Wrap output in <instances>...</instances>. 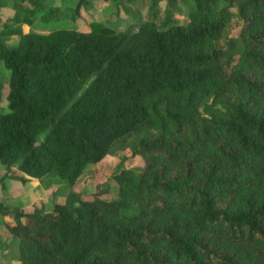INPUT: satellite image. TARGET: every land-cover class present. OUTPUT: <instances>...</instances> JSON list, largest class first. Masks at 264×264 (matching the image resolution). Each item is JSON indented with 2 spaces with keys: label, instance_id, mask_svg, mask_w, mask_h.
<instances>
[{
  "label": "trees",
  "instance_id": "16d2710c",
  "mask_svg": "<svg viewBox=\"0 0 264 264\" xmlns=\"http://www.w3.org/2000/svg\"><path fill=\"white\" fill-rule=\"evenodd\" d=\"M7 1L0 184L24 181L14 166L69 187L50 212L15 209L18 264H264V0H180L185 23L48 33L24 31L43 0ZM233 8L242 26L221 47ZM138 134L142 163L114 175L115 193L74 190Z\"/></svg>",
  "mask_w": 264,
  "mask_h": 264
},
{
  "label": "rangeland",
  "instance_id": "374dc122",
  "mask_svg": "<svg viewBox=\"0 0 264 264\" xmlns=\"http://www.w3.org/2000/svg\"><path fill=\"white\" fill-rule=\"evenodd\" d=\"M10 3L11 1L7 0H2L0 3V31L14 11ZM190 7V3H183L180 0L170 8L169 12L166 0H157L156 4L153 0H43L40 11L34 12L31 22L24 27V31L48 33L57 28L89 31L90 24L94 22L116 30L127 28L134 30L137 23L150 19L158 27H164L171 23H185L188 20L187 10ZM49 8L55 9L52 16L44 12ZM231 10L234 16L218 40L221 47H226L230 38H237L242 26L237 9ZM16 42L17 38L8 40L9 44ZM225 69L228 70L227 67ZM8 80L9 71L0 62V113L7 111ZM205 101L211 102L210 99ZM204 103L200 107L202 113L206 109ZM140 135L128 136L117 141L100 162L88 164L76 180L74 190L90 194L95 191L98 184L106 183L111 194L115 193L118 185L114 175L122 168L135 169L142 163L141 158L132 156L130 151L133 139ZM13 171L14 175L23 177L24 181L5 177L0 184V203L8 209L6 213L0 212V264H18L17 240L6 228L7 224L14 223L15 209L31 212L38 208L43 213L50 212L53 204L62 203L69 191V187L57 177L52 178L47 187L45 179L25 176L14 166ZM5 172L6 169L0 164V177Z\"/></svg>",
  "mask_w": 264,
  "mask_h": 264
}]
</instances>
